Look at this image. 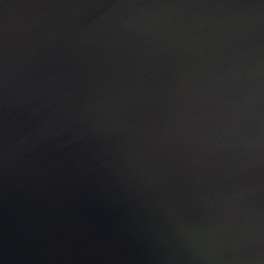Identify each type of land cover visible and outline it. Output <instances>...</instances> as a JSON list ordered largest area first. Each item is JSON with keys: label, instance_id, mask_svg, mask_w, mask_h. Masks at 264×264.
<instances>
[{"label": "water", "instance_id": "95a60500", "mask_svg": "<svg viewBox=\"0 0 264 264\" xmlns=\"http://www.w3.org/2000/svg\"><path fill=\"white\" fill-rule=\"evenodd\" d=\"M0 264H264V0H0Z\"/></svg>", "mask_w": 264, "mask_h": 264}]
</instances>
